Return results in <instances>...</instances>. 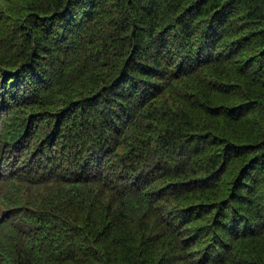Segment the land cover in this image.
<instances>
[{
    "label": "trees",
    "instance_id": "16d2710c",
    "mask_svg": "<svg viewBox=\"0 0 264 264\" xmlns=\"http://www.w3.org/2000/svg\"><path fill=\"white\" fill-rule=\"evenodd\" d=\"M0 264H264V0H0Z\"/></svg>",
    "mask_w": 264,
    "mask_h": 264
},
{
    "label": "bare ground",
    "instance_id": "6f19581e",
    "mask_svg": "<svg viewBox=\"0 0 264 264\" xmlns=\"http://www.w3.org/2000/svg\"><path fill=\"white\" fill-rule=\"evenodd\" d=\"M20 235V234H19ZM23 239V238H22ZM43 252V251H42Z\"/></svg>",
    "mask_w": 264,
    "mask_h": 264
}]
</instances>
